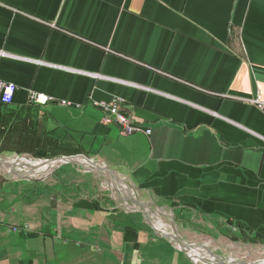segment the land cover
<instances>
[{
    "label": "crops",
    "instance_id": "crops-1",
    "mask_svg": "<svg viewBox=\"0 0 264 264\" xmlns=\"http://www.w3.org/2000/svg\"><path fill=\"white\" fill-rule=\"evenodd\" d=\"M0 79L16 85L1 154L71 147L142 195L264 238V115L244 100L264 98V0H0ZM112 98L151 133L101 124L92 100ZM28 187L0 190V264H194L77 184Z\"/></svg>",
    "mask_w": 264,
    "mask_h": 264
},
{
    "label": "rangeland",
    "instance_id": "rangeland-1",
    "mask_svg": "<svg viewBox=\"0 0 264 264\" xmlns=\"http://www.w3.org/2000/svg\"><path fill=\"white\" fill-rule=\"evenodd\" d=\"M258 95L261 100L264 101L260 90L256 91L253 97L244 100L258 109L251 101ZM99 101L108 103L112 101L119 102L122 111L134 122L136 127L138 126V131L132 134H123L119 131L117 124L112 123L108 125L102 123L100 120L102 114L99 118L101 124L116 127L121 136H131L137 133L148 136L151 133L150 128L144 127L125 110V102L123 99L112 98L110 100H92V105L97 109L98 107L95 105H97ZM59 103L68 106V103L64 100H61ZM99 111L101 112V110ZM147 130H149V133H147ZM48 146L49 143H45L43 149L33 150L31 153H0V160L3 161H23L24 158L27 159V161H31V163L25 162V165L23 164L21 166L14 165L12 171L4 165H0V190H9L10 188L23 190L28 186V188L31 189L38 183L50 179H57L64 183H74L84 192L95 197L97 201L102 199L106 204L110 205L113 203L121 207L124 211L136 215L140 219V222L150 227L144 218L145 215L152 222L159 234L175 233L184 244L188 245L186 248L190 249L195 245L198 246L197 251L200 252L201 256L204 258L199 261L189 256L194 261V264H264V238L249 230L245 224L237 221L233 222L219 219H214L215 222H212L211 219L197 215L191 210L179 211V208L175 204L159 202L151 196L142 195L141 191L136 186L128 179L119 176L116 172L114 173L117 180L106 171L92 168L91 164L86 159L100 166L105 165L78 151L76 152L74 148H66L65 146L60 148H48ZM70 156H77L80 163H70L61 159H56ZM34 161H55V164L49 171L35 174V169H30L31 165L35 166V163H32ZM23 173H27V176L24 178L19 177L18 174ZM127 197L135 198L140 202L143 201L145 214H142L141 208L136 203L127 200ZM24 229L25 227H9V230L12 232H20ZM165 239L176 243L172 238ZM177 247H179L178 244ZM179 249L181 250L180 247ZM181 251L188 252L187 249Z\"/></svg>",
    "mask_w": 264,
    "mask_h": 264
},
{
    "label": "built area",
    "instance_id": "built-area-1",
    "mask_svg": "<svg viewBox=\"0 0 264 264\" xmlns=\"http://www.w3.org/2000/svg\"><path fill=\"white\" fill-rule=\"evenodd\" d=\"M15 91L16 85L14 83L0 79V104H10L13 100ZM28 100L30 102L44 104L48 98L31 92ZM251 101L264 114V101L261 100L260 96L258 95ZM95 106L101 110L102 115L100 120L102 123L108 125L115 123L118 125L119 131L126 135L138 131V126L136 127L134 122L122 111L119 102L112 101L111 103H108L99 101ZM147 133H149V130H147Z\"/></svg>",
    "mask_w": 264,
    "mask_h": 264
},
{
    "label": "water",
    "instance_id": "water-1",
    "mask_svg": "<svg viewBox=\"0 0 264 264\" xmlns=\"http://www.w3.org/2000/svg\"><path fill=\"white\" fill-rule=\"evenodd\" d=\"M56 159H61V160H64V161H67V162H70V163H77L79 164L80 161L77 159V156H73V157H61V158H56ZM86 159V158H84ZM92 166V168H96L98 170H101V171H106L108 172L109 174L112 175L113 178H115V180H117V177L114 173V171L112 169H110L109 167H106V166H100L98 165L97 163L89 160V159H86ZM0 165H6L9 167V169L12 171L13 170V166L14 164L13 163H10V162H7V161H3V160H0ZM35 166H30V169H33ZM19 177H26L27 176V173H23V174H18ZM127 200H130L134 203H136L140 208H141V211H142V214L144 215L145 214V209H144V203L138 201L137 199L135 198H131V197H127L126 198ZM144 218L145 220L147 221V223L150 225V227L152 228V230L154 231V234L157 236V237H162V238H172L178 245L179 247L181 248V250H184L186 247H188V245L184 244L180 238L174 233H163V234H159L157 231H156V228L153 226L152 222L144 215ZM226 264V263H224Z\"/></svg>",
    "mask_w": 264,
    "mask_h": 264
},
{
    "label": "bare ground",
    "instance_id": "bare-ground-1",
    "mask_svg": "<svg viewBox=\"0 0 264 264\" xmlns=\"http://www.w3.org/2000/svg\"><path fill=\"white\" fill-rule=\"evenodd\" d=\"M97 107V106H96ZM118 126V125H117ZM16 161V162H15ZM15 161H12V162H10V163H13L14 165H19V166H21V165H25V162H30L31 163V161H27V159H23V161H17V160H15ZM32 163H35V167H34V169H35V174H37V173H39V172H47V171H49V169L50 168H52L53 166H54V164H55V161H34V162H32ZM60 164V163H59ZM5 167H7V168H9L8 166H6V165H4ZM29 166V165H28ZM32 166V165H31ZM125 197V196H124ZM143 202V201H142ZM160 227V226H159ZM204 248V247H203ZM202 248V249H203ZM185 249H187L188 250V254H189V256L190 257H192V258H194L195 260H201V259H203L204 257H202L201 256V253L200 252H198L197 250H198V246H193V247H191L190 249H188V248H185ZM211 263V262H210ZM200 264V263H199Z\"/></svg>",
    "mask_w": 264,
    "mask_h": 264
},
{
    "label": "trees",
    "instance_id": "trees-1",
    "mask_svg": "<svg viewBox=\"0 0 264 264\" xmlns=\"http://www.w3.org/2000/svg\"><path fill=\"white\" fill-rule=\"evenodd\" d=\"M75 151H77V150H75ZM128 229L132 230V232L134 233V234H133V237H131V238L128 237V233H127V230H128ZM125 238H129V239H131L132 241H134V244H137V240H136V236H135V229L132 228V227L126 226V227H125Z\"/></svg>",
    "mask_w": 264,
    "mask_h": 264
}]
</instances>
